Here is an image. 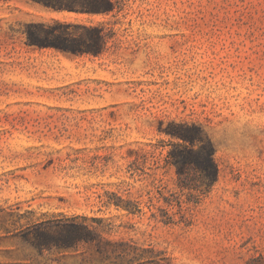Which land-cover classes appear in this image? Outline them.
Listing matches in <instances>:
<instances>
[{
  "label": "rangeland",
  "instance_id": "rangeland-1",
  "mask_svg": "<svg viewBox=\"0 0 264 264\" xmlns=\"http://www.w3.org/2000/svg\"><path fill=\"white\" fill-rule=\"evenodd\" d=\"M53 21L101 25L113 37L99 56L25 45L27 25ZM172 120L211 139L218 175L205 195L180 188L167 163L170 138L159 128ZM71 218L96 231L92 241L51 246L55 225ZM258 257L264 0H126L108 15L0 0V264Z\"/></svg>",
  "mask_w": 264,
  "mask_h": 264
},
{
  "label": "trees",
  "instance_id": "trees-1",
  "mask_svg": "<svg viewBox=\"0 0 264 264\" xmlns=\"http://www.w3.org/2000/svg\"><path fill=\"white\" fill-rule=\"evenodd\" d=\"M31 1L55 11H67L80 15H108L121 11L126 0ZM71 28H81L85 33L75 35L69 31ZM112 37L113 32L101 25L82 26L53 21L50 25L44 23L27 25L25 45L39 49H54L64 54L99 56L106 50L107 43ZM159 132L170 138L168 143L170 149L166 159L167 163L175 168L178 186L182 189L199 191L200 195L208 193L217 180L218 169L214 161L213 144L204 129L196 123L172 120L165 128H159ZM190 171L198 173V179L191 177ZM196 181L199 184H196ZM108 202H111V198ZM114 205L130 213L138 211L137 205L129 202L123 205L121 201H114ZM55 226L57 236L49 244L60 249H67L82 242H90L93 234L96 233L84 223H78L72 218L60 221ZM146 252L153 253L152 250ZM160 254L162 253L147 257V262L157 263L155 257ZM246 264H264V258H255Z\"/></svg>",
  "mask_w": 264,
  "mask_h": 264
}]
</instances>
